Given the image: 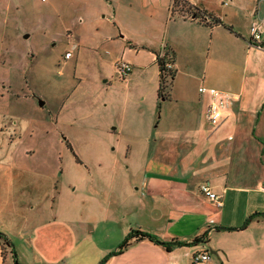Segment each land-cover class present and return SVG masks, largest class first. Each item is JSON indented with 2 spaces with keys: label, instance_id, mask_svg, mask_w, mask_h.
Listing matches in <instances>:
<instances>
[{
  "label": "crops",
  "instance_id": "0c3cea01",
  "mask_svg": "<svg viewBox=\"0 0 264 264\" xmlns=\"http://www.w3.org/2000/svg\"><path fill=\"white\" fill-rule=\"evenodd\" d=\"M107 1L112 23L122 20L127 4L139 16L133 27L151 30L147 42L135 44L119 24L124 34L118 37L124 53L133 52L127 60L133 69L121 78L145 81L160 109L156 130L147 125L132 136L145 153L132 145L128 165L110 152V162L99 157L67 189L38 169L12 162L0 167L12 175L5 208L0 205V231L16 251L15 257L0 241V264L9 253L13 264H97L133 230L164 243L133 238L102 264H264V216L243 227L250 215L264 213V44L252 42L253 28L264 38V0H187L201 18L174 10V0ZM15 8L14 0L0 8V67L9 72L29 58L16 45L32 38L17 32ZM164 54L172 56L176 73L161 97L158 56ZM203 85L232 95L230 115L217 129L207 119L210 96L199 92ZM204 183L220 195L221 205L202 193ZM207 230V240L192 243ZM205 252L209 261H195Z\"/></svg>",
  "mask_w": 264,
  "mask_h": 264
},
{
  "label": "rangeland",
  "instance_id": "374dc122",
  "mask_svg": "<svg viewBox=\"0 0 264 264\" xmlns=\"http://www.w3.org/2000/svg\"><path fill=\"white\" fill-rule=\"evenodd\" d=\"M14 1L18 2L13 12L18 17L15 24H20L17 32H31L32 38L16 45L29 52L24 65L12 72L0 67V167L13 163L38 169L55 176L58 185L67 189L99 157L110 162V152L128 165L125 156L131 146L143 149V143L132 142V136L147 125L154 132L160 119L145 81L122 80L115 63L129 62L133 55L124 53L119 24L135 44L148 40L146 33L151 30L133 27L132 21L139 17L136 8L123 4L122 20L112 23L107 0ZM7 2L0 0V8ZM182 5L176 8L180 12ZM2 16L0 10V21ZM162 33L159 30L158 39ZM1 42L0 38V51ZM68 50L73 56L66 59ZM40 100H47V105L40 106ZM14 119L17 126H8ZM150 147L151 159L154 142ZM74 153L85 164L78 163ZM11 176L0 173L1 208L7 203ZM32 177L25 175V180ZM6 258V264H13L11 253Z\"/></svg>",
  "mask_w": 264,
  "mask_h": 264
},
{
  "label": "built area",
  "instance_id": "2783aa9c",
  "mask_svg": "<svg viewBox=\"0 0 264 264\" xmlns=\"http://www.w3.org/2000/svg\"><path fill=\"white\" fill-rule=\"evenodd\" d=\"M252 42L263 46L264 44V38L261 33V31L258 28H253L252 32ZM72 56V53L70 51H67L65 53V58L68 59ZM163 58H165L166 63L165 67L167 70L175 71L174 68V60L172 56H167L166 54L162 55ZM117 69L120 73V76L122 78L126 77L130 72L132 71L133 67L130 63L128 62H118L117 64ZM173 76L172 74H167L166 80L167 83L172 81ZM199 92L201 94H207L210 96V103L208 105L207 109V119L209 124L213 129H217L220 127L229 117L230 113L228 111L231 97L229 93L217 89L215 87H208V86H200L199 87ZM201 191L204 193L206 196H208L210 199L216 202L217 205H221V197L220 195L216 194L213 192L210 188V185L208 183H204L201 185ZM211 259V256L209 253L205 252L202 254H198L195 257V261H209ZM167 264H175L173 261H169Z\"/></svg>",
  "mask_w": 264,
  "mask_h": 264
},
{
  "label": "trees",
  "instance_id": "16d2710c",
  "mask_svg": "<svg viewBox=\"0 0 264 264\" xmlns=\"http://www.w3.org/2000/svg\"><path fill=\"white\" fill-rule=\"evenodd\" d=\"M180 4L182 5V10L184 11H194V13L196 14L195 18H201L203 16V14H201L199 12V10L194 7L193 5H191L187 0H174V10L180 6ZM184 5H187V8H184ZM216 22H220L219 19H216ZM230 29H232L231 27H229ZM158 63H159V67H160V89H159V94L161 97L165 96L164 91L166 90V88H168V86L170 85L169 83H167L166 77L167 74H172V76H175L176 71H171V70H167L165 67V63L166 60L165 58L158 56ZM171 83V82H170ZM166 97V96H165ZM69 148L73 151L72 146L70 143H68ZM264 216V213H254L252 215H250L247 220L245 221L243 227H246L254 218L256 217H261ZM133 238L136 239H145L148 238L150 240H154L160 243H164L162 241H159L156 236H154L153 234L147 232V231H143V230H133L131 231L125 238L124 240L119 244L118 249L114 252L109 254L105 259H103L102 263L106 262L107 258L113 254H117L122 252L123 250H125L131 243ZM209 238V230H207L206 232H204L203 235L196 237L193 242H200V241H204L207 240ZM0 241L2 242L3 248L5 249V246H10L12 248V252L16 257V251L14 250L13 247V243L12 241L3 233L0 231ZM181 244H187L185 242H178ZM166 245H169V243H165ZM4 257H5V250H4ZM15 264H19L18 260L15 259Z\"/></svg>",
  "mask_w": 264,
  "mask_h": 264
},
{
  "label": "water",
  "instance_id": "95a60500",
  "mask_svg": "<svg viewBox=\"0 0 264 264\" xmlns=\"http://www.w3.org/2000/svg\"><path fill=\"white\" fill-rule=\"evenodd\" d=\"M40 105H43L44 104V101L43 100H40ZM99 264H102V262H100Z\"/></svg>",
  "mask_w": 264,
  "mask_h": 264
}]
</instances>
